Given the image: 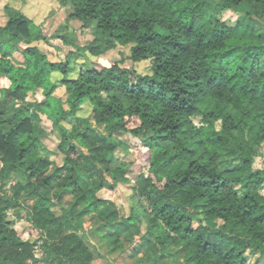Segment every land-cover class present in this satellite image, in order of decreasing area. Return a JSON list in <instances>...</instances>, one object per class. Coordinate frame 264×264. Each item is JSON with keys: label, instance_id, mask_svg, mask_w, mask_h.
<instances>
[{"label": "trees", "instance_id": "trees-1", "mask_svg": "<svg viewBox=\"0 0 264 264\" xmlns=\"http://www.w3.org/2000/svg\"><path fill=\"white\" fill-rule=\"evenodd\" d=\"M58 2L71 6L69 20L96 24L97 38L86 47L96 57L128 47L129 59L150 61L152 73L140 75L122 59L71 77L77 53L51 62L35 45L49 41L45 28L0 4V78L11 83L0 88V264H92L94 235L111 254L125 252L116 213L88 234L82 225L112 205L102 194L132 182L129 214L117 216L156 242L166 260L264 264V169L254 165L264 147V30L255 27L264 0ZM242 7L248 11L237 13ZM225 13L237 14L236 23L223 21ZM58 71L66 100L54 95ZM38 90L44 99L29 101ZM88 103L90 116H78ZM34 112L52 122L60 164ZM198 116L202 126L193 121ZM129 138L147 149L136 165L116 157V139ZM20 192L34 200L22 235L9 212L19 209Z\"/></svg>", "mask_w": 264, "mask_h": 264}, {"label": "rangeland", "instance_id": "rangeland-1", "mask_svg": "<svg viewBox=\"0 0 264 264\" xmlns=\"http://www.w3.org/2000/svg\"><path fill=\"white\" fill-rule=\"evenodd\" d=\"M8 4L14 9L23 13L27 18L33 20L37 25H42L49 37L47 42L35 43L49 58L53 63H65L68 55L70 53H77V57L71 60V65L76 68V72L70 73L69 76L75 77L79 72L80 68H102L105 66H110L113 62H120L124 60V66L132 68L135 72L140 75L151 74L152 63L150 61H144L140 63H133L129 59L130 50L128 47L118 46L116 49L107 52L106 54L95 56L91 53L87 46H90L97 38L96 24L92 23L88 27H84V24L77 20H69L71 13V6H62L58 0H7ZM237 13H246L248 10L246 7L236 9ZM238 15L235 13H225L221 19L225 21L228 25H233L236 23ZM256 30H264V20H258L256 23ZM65 77V74L61 71L54 72L52 74V82L57 83L58 88L55 91V96L66 100V88L61 85L60 81ZM44 95L42 90H38L35 93L29 94L28 100L42 101ZM18 106V105H17ZM93 108L88 103L85 104L81 110L78 112V116L82 118H88L92 112ZM33 116L36 120L37 127L40 132L44 135L42 141L49 151L53 152V160L56 163H61L62 159L60 154H56V148L58 145V136L56 132L52 130V122L45 116L34 112ZM194 123L198 126H202V116L195 117L193 119ZM135 121L130 120V125H134ZM220 126V125H219ZM97 131L100 133H105L104 127H96ZM119 147L116 152V157L118 162L136 165L140 160V153H146L147 149L142 148L138 145V142L132 138L126 139L128 143L121 139H116ZM227 162V160H224ZM225 165V162L222 163ZM237 164H233L236 166ZM255 168L264 169V147L258 149L255 156ZM225 167V166H224ZM136 170L129 173V177L134 179ZM15 185H17V178L13 179V183H9L6 187L5 195L9 198L15 196L16 190ZM132 184L120 185L113 192H106L101 196L106 199L112 200V204L117 209L120 216H127L130 211L131 200L130 197L133 194L131 191ZM264 192V191H263ZM21 203L19 209L16 210V206L12 207L9 212L11 217H15L21 223L19 228V233L22 235V231L26 232L29 230L28 226V212L31 208V202L26 194L20 192ZM70 197L62 199V203L66 204L70 201ZM20 201V200H19ZM118 217L112 218V221L118 220ZM93 251L96 256V260L93 264H108V261H113L114 264H147L141 263L138 256L128 255L125 253H110V247L97 240H93ZM39 246V243L37 244ZM130 247L129 244L125 248ZM39 258L42 256V246L35 247ZM119 254V255H118ZM178 257L173 260H167L171 264H183L177 262ZM258 258L252 259V262H259Z\"/></svg>", "mask_w": 264, "mask_h": 264}, {"label": "crops", "instance_id": "crops-1", "mask_svg": "<svg viewBox=\"0 0 264 264\" xmlns=\"http://www.w3.org/2000/svg\"><path fill=\"white\" fill-rule=\"evenodd\" d=\"M0 4H2V6H5L6 4H8V2H7V0H0ZM10 85H11V83L7 78H5V77L0 78V88H6L7 89L10 87ZM10 183H13V181H11ZM30 202H31V205L34 204V200H30ZM109 211L116 213L115 217H118L117 216V214H118L117 209L112 204L108 208H104L103 210H101V212H99L97 215L90 216V217L86 218L83 221V225H82L83 232L88 234V233H90V231L95 229L97 226L104 223V221L106 220L104 218H106V216H107L106 213H108ZM113 223H115V224L119 223L118 227H116V228L118 230H124V235L122 237V241H123L125 247L127 244L130 245V247L125 248V251L127 252L128 255H130V256L133 255L134 257L138 256L139 258H141L140 259L141 263L143 262V263H147V264H168V261L162 257V254L160 252V247L158 246V244L156 242L148 243L144 239L143 234L141 232L129 231L128 225L126 223H124L123 221H120L119 219L115 220V222H113ZM93 240H97V242H101V241H99V238L97 236H95V235L90 236L89 244H90L92 249H93V246H92ZM41 245H42L41 242H39V246H41ZM123 253H125V252H123ZM95 260H96V256H95ZM95 260L93 261V263L95 262ZM110 263L114 264L113 261L112 262L108 261V264H110Z\"/></svg>", "mask_w": 264, "mask_h": 264}, {"label": "built area", "instance_id": "built-area-1", "mask_svg": "<svg viewBox=\"0 0 264 264\" xmlns=\"http://www.w3.org/2000/svg\"><path fill=\"white\" fill-rule=\"evenodd\" d=\"M36 247H39V246L37 245ZM34 253H35L36 258H39V255H38L39 252H37L36 248L34 250Z\"/></svg>", "mask_w": 264, "mask_h": 264}]
</instances>
